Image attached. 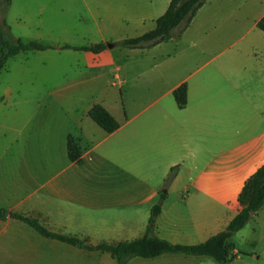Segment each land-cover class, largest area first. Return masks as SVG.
<instances>
[{"label":"crops","instance_id":"0c3cea01","mask_svg":"<svg viewBox=\"0 0 264 264\" xmlns=\"http://www.w3.org/2000/svg\"><path fill=\"white\" fill-rule=\"evenodd\" d=\"M170 1L92 0L87 45L151 31ZM45 11L11 0L3 27L25 43L49 46L41 42ZM263 15L264 0H207L184 31L146 49L107 44L93 53L57 43L10 58L0 74V210L7 213L0 219V264H117L98 247L143 238L159 201L153 232L169 244L195 246L224 231L241 210L246 181L264 165V33L257 27ZM121 26L126 33L119 37ZM114 51L124 58L122 73ZM50 53L70 56L92 80L107 77L118 95L115 102L90 99L73 132L31 136L30 123L52 92L32 84L21 97L9 63ZM183 84L187 103L179 108L173 92ZM95 104L115 118L116 131L108 134L88 117ZM19 108L32 112L22 128L14 116ZM69 135L79 141L80 164L68 158ZM210 261L218 264L163 254L125 264Z\"/></svg>","mask_w":264,"mask_h":264},{"label":"rangeland","instance_id":"374dc122","mask_svg":"<svg viewBox=\"0 0 264 264\" xmlns=\"http://www.w3.org/2000/svg\"><path fill=\"white\" fill-rule=\"evenodd\" d=\"M16 1L20 5L29 6L30 10L39 6L45 7L46 11L41 15L42 31L46 33L45 37L41 38L43 44L51 46L65 43V46L70 47L67 49L93 46L87 45L89 40L84 36V34H89L91 29V18L86 7L93 4L92 0ZM119 2L120 0H104L103 3L107 5ZM120 4L124 3L120 2ZM8 7L5 0H0V27L3 30H5L3 25H5L4 18ZM123 27L117 28L118 33H121L119 37L126 33ZM107 39V43L99 44L104 49L107 48V44H110L112 48L115 47L112 43L116 41L115 37L110 36ZM71 45H75V47ZM114 52L117 61L121 63L119 65L122 66L120 71L122 73L124 58L120 53ZM75 65V60L70 56L54 53L46 56H28L26 61L18 59L9 63L11 71L8 76L12 78L21 97L25 95L28 86L32 84H35L37 88L52 92L49 98L50 105L45 109L38 110L30 123L31 136H59L58 133L64 132V130L73 132L77 126L78 115L81 114L90 99L108 96L115 102L118 90L107 87V77L92 80L90 79L91 75L84 74V69ZM31 113V110L24 108H19L14 112V116L19 120L20 128L23 127L27 116ZM255 214L231 238L237 253L230 264H264V207ZM210 262L216 264L214 261Z\"/></svg>","mask_w":264,"mask_h":264},{"label":"trees","instance_id":"16d2710c","mask_svg":"<svg viewBox=\"0 0 264 264\" xmlns=\"http://www.w3.org/2000/svg\"><path fill=\"white\" fill-rule=\"evenodd\" d=\"M10 6L11 0H5ZM207 0H171L165 13L155 21V27L151 31L136 38H127L114 43L115 46L124 49H146L162 42L170 40L174 35H179L192 22L197 11ZM257 27L264 33V15L257 23ZM70 48L64 46V49ZM48 46L38 43H25L21 39L13 38L0 27V74L7 61L21 53L30 51H44ZM79 51H91L98 53L104 50L100 44L93 46L72 48ZM174 100L179 108H184L187 103V89L185 84L173 92ZM88 117L104 132L110 134L119 128L115 118L101 105H93L87 113ZM67 154L71 162L81 163L79 141L72 136L67 137ZM171 172L167 182L172 178ZM241 210L221 233L211 237L206 242L195 246L172 245L157 238L153 232L155 218L160 212V201L151 209V216L146 235L136 241L118 244L115 246L101 245L98 249L111 254L117 264H125L132 257L152 259L163 254H182L197 257H210L218 264H230L236 256L234 244L231 242L233 235L241 230L247 222L264 205V165L260 167L245 183L238 197ZM7 213L0 210V219H5ZM18 217V216H15ZM29 222V221H27ZM41 234L49 236L43 229L33 222ZM72 245L83 246L74 238H61Z\"/></svg>","mask_w":264,"mask_h":264},{"label":"water","instance_id":"95a60500","mask_svg":"<svg viewBox=\"0 0 264 264\" xmlns=\"http://www.w3.org/2000/svg\"><path fill=\"white\" fill-rule=\"evenodd\" d=\"M109 46V45H108Z\"/></svg>","mask_w":264,"mask_h":264}]
</instances>
